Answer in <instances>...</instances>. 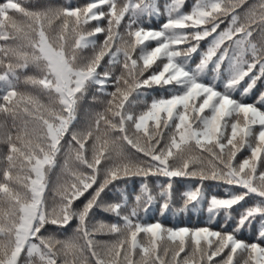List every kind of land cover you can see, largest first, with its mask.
Here are the masks:
<instances>
[{
    "label": "snow or ice",
    "instance_id": "6c2138e0",
    "mask_svg": "<svg viewBox=\"0 0 264 264\" xmlns=\"http://www.w3.org/2000/svg\"><path fill=\"white\" fill-rule=\"evenodd\" d=\"M185 3L33 10L0 0V117L12 122L0 120V264H264V0H195L188 12ZM162 7L159 30L145 28ZM21 75L38 95L17 90ZM92 89L100 110L77 130ZM151 92L162 95L147 103ZM153 177L166 178L155 194ZM175 178L196 181L182 204H206L208 226L145 222L155 204L170 208ZM206 182L223 195H209ZM97 211L116 222H93ZM254 227L253 240L242 238Z\"/></svg>",
    "mask_w": 264,
    "mask_h": 264
},
{
    "label": "trees",
    "instance_id": "16d2710c",
    "mask_svg": "<svg viewBox=\"0 0 264 264\" xmlns=\"http://www.w3.org/2000/svg\"><path fill=\"white\" fill-rule=\"evenodd\" d=\"M19 2H21L23 6L29 9L35 10V9H40L44 6H66L67 4H72L73 6L83 7L87 3L91 2V0H19ZM117 2L118 4H120L123 2V0H117ZM170 2L171 0H159V4L162 6ZM194 2L195 0H186L183 11L185 12L190 11ZM253 2L254 0H249L250 4ZM161 12L163 13V15H157V16L152 17L151 19H148L147 17L143 18L142 23L145 26V28H153V29L159 30L161 25L167 19L166 9L162 7ZM126 22H127V17L125 21L122 22V25L120 28L121 32H124L123 25ZM103 23H104V26H106V21H104ZM93 24H95V22H90V26ZM227 27H228V21L225 20L224 23L220 25L218 32L226 29ZM103 39H104L103 35H100L97 38V43L102 44ZM256 39L258 40L259 37L257 36ZM211 40H212V37H209L206 40L202 41L200 45L201 49L206 50L209 44L211 43ZM149 47H155V41L150 42ZM82 54L86 56H90L93 53L91 49H87ZM107 60H108V57H105V60L102 63H106ZM196 62H198V58L194 57L193 61L190 62L191 66L194 67ZM158 63L160 62L158 61ZM28 74L33 75L34 72L30 71ZM212 75H213V72L211 71V67H209V69L206 70L204 80L211 81ZM17 90L20 92L30 93L32 95H38L37 91L33 89L32 86L25 85L23 83V75H21V81L17 86ZM259 90H260V87L258 85V88L253 93V96L255 95V92ZM94 92H95V89H92L91 92L88 95H86L80 103L79 112H78L79 122L76 125L77 130H82L86 126L87 122L91 119L92 114L95 111L100 110L98 105L92 102V93ZM3 94H4L3 85H2V82H0V96H2ZM160 95H162V93L151 92L149 93L148 97L142 98V99H146L147 103H151L152 97L159 98ZM41 99L43 100V98ZM248 102H251V100H249ZM140 110H143V105H138L137 111H140ZM0 120H5V118L0 117ZM5 123L7 124L9 128L12 126L11 120H5ZM4 150H5L4 145H0V152H3ZM247 154H248L247 149H245L243 152V155H247ZM241 158L242 156H238V159H241ZM62 164H63V157L61 156V157H58L57 167L53 168L52 171L48 174L50 190L46 191V196L49 200V203L51 202L52 195H53L51 189H53L57 183V178L61 172L60 165ZM149 183L150 185L153 186V191L155 194L156 192H158V189L155 187V185L157 183L159 184L166 183V178L153 177ZM139 185H140L139 178H135V180H130L127 185V191L129 192V194L132 196L137 194L139 191ZM195 185H196V181L194 180H190L186 178H175L173 180V200H172V204L170 208L167 211L163 212V214H161L160 209H159V204L158 203L155 204V206L149 209L147 215L144 216L145 222H154L156 220H160L166 227H171V228H179V227L196 228V227L208 226L209 220H208V213L206 211V204L204 206H194L193 204H190L187 208H184L182 204L183 197L181 194L187 190L194 188ZM205 187H206V192L209 195L211 194L223 195V187L220 185H217L215 182H206ZM117 195L118 193L113 192V193H110L107 197H105V199L114 200L117 197ZM96 221H103L105 223H113V222H116V217L109 213L97 211L95 217L93 218V222H96ZM256 227H258V225ZM141 235L143 236V234ZM255 236H256V231L254 227L252 230L244 232L242 238L246 240H253ZM101 239L111 240V239H114V237L103 236L101 237ZM159 243L161 244L163 248L164 246H166L167 243H171V242H167L166 240H164V241H159ZM183 255L184 253H181V257H183Z\"/></svg>",
    "mask_w": 264,
    "mask_h": 264
}]
</instances>
